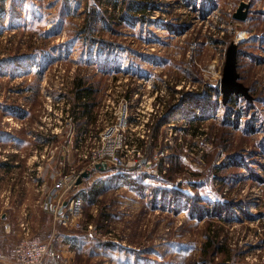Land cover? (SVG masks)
Here are the masks:
<instances>
[{"label":"rangeland","instance_id":"374dc122","mask_svg":"<svg viewBox=\"0 0 264 264\" xmlns=\"http://www.w3.org/2000/svg\"><path fill=\"white\" fill-rule=\"evenodd\" d=\"M147 5L0 0V221L12 249L27 223L43 243L55 235L45 264H203L210 237L264 264V0ZM232 44L252 100L225 104ZM80 79L95 86L90 114L74 109ZM120 144L130 160H164V181L113 165L58 190ZM73 195L84 208L68 225L43 208Z\"/></svg>","mask_w":264,"mask_h":264},{"label":"built area","instance_id":"2783aa9c","mask_svg":"<svg viewBox=\"0 0 264 264\" xmlns=\"http://www.w3.org/2000/svg\"><path fill=\"white\" fill-rule=\"evenodd\" d=\"M170 126L173 127L174 125ZM125 147H128V145H125ZM102 150L103 151L101 153L96 154L94 158H92L93 160L89 164V169L83 171L82 173L87 171H97L96 165L104 166L106 169L114 165L118 168L123 167L124 169L130 170H134L138 167L149 168L151 166L149 159H147L144 154L142 155L141 153H139L136 158L133 157L130 160L128 155L125 154L126 150H124V146L122 144L118 145L114 151L105 150L103 148ZM169 167L170 166H168V164L166 165L165 162L163 163V166H156L155 168L151 166L149 176L158 179L159 181H164V178L169 171ZM82 173L73 177L69 181V188L67 187L66 182H61L58 185V190L62 189L63 192H68L73 185H77L76 182ZM49 200L50 202H46L43 208L46 211H54L58 218L61 217L65 225H68L69 221L79 216L84 208V199L80 195H73L72 198H70V202L67 205V214H65L66 212H63L65 210L63 209L65 201L55 202L51 197ZM23 228L24 232H26V230L27 232L30 231V227H28L27 223L26 225H23ZM27 232L26 236H22L21 239L14 245L13 257L10 258L8 255L0 253L1 264H45L47 256L51 254L49 247L52 241L55 239V235H49V241L43 243L41 242V239L30 237L29 233Z\"/></svg>","mask_w":264,"mask_h":264},{"label":"trees","instance_id":"16d2710c","mask_svg":"<svg viewBox=\"0 0 264 264\" xmlns=\"http://www.w3.org/2000/svg\"><path fill=\"white\" fill-rule=\"evenodd\" d=\"M123 4L127 5V12L130 11H143L146 13L149 7H147V0L145 1H136V0H123ZM114 7H117V4L114 5ZM125 11L119 12L117 14L118 22L124 19ZM94 18V10H91L89 18L87 19L88 30L91 28L92 22ZM90 31V30H89ZM90 35H88L89 37ZM97 41V40H95ZM95 43V42H94ZM84 80H76L75 81V100L74 103V109L80 108L81 112L83 114H90V108L91 105L88 103L90 99L95 95V86L86 85V82H83ZM240 96H232L229 100V104L235 103ZM88 101V102H87ZM83 110V111H82ZM82 114V115H83ZM164 161V160H163ZM163 161L159 166H163ZM170 170V169H169ZM233 252V251H232ZM231 252L229 250L227 251L226 248L221 245L218 241H216L214 238H209V240L204 244V248L202 249V262L203 264H242L237 262V259L233 256H231ZM217 258L219 261H217Z\"/></svg>","mask_w":264,"mask_h":264},{"label":"water","instance_id":"95a60500","mask_svg":"<svg viewBox=\"0 0 264 264\" xmlns=\"http://www.w3.org/2000/svg\"><path fill=\"white\" fill-rule=\"evenodd\" d=\"M249 5L246 3H241V7L238 12L235 14V18L240 20H246ZM238 46L232 44L227 49V59L225 64V71L223 79L221 80V92L223 93L224 103L227 104L232 96H243L249 100H252V97L249 92V88L245 84L240 83V75L238 72ZM97 170L103 171L104 166L96 165ZM89 171L82 173L78 178L76 184H83V179H88L90 176ZM67 206V203L65 204Z\"/></svg>","mask_w":264,"mask_h":264},{"label":"crops","instance_id":"0c3cea01","mask_svg":"<svg viewBox=\"0 0 264 264\" xmlns=\"http://www.w3.org/2000/svg\"><path fill=\"white\" fill-rule=\"evenodd\" d=\"M4 216V217H3ZM1 216L3 219L0 221V252L11 255L13 252L12 249V241L13 235L9 232L11 229L13 231V227L11 222L8 221V218H5L6 215ZM10 233V234H9Z\"/></svg>","mask_w":264,"mask_h":264},{"label":"bare ground","instance_id":"6f19581e","mask_svg":"<svg viewBox=\"0 0 264 264\" xmlns=\"http://www.w3.org/2000/svg\"><path fill=\"white\" fill-rule=\"evenodd\" d=\"M121 186V185H120ZM123 186V185H122Z\"/></svg>","mask_w":264,"mask_h":264}]
</instances>
